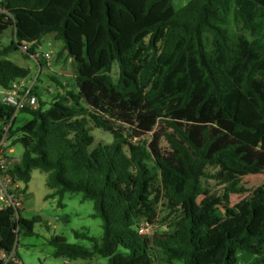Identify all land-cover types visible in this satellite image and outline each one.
Wrapping results in <instances>:
<instances>
[{
	"label": "trees",
	"instance_id": "trees-1",
	"mask_svg": "<svg viewBox=\"0 0 264 264\" xmlns=\"http://www.w3.org/2000/svg\"><path fill=\"white\" fill-rule=\"evenodd\" d=\"M231 2L233 21L254 33V12L244 0H187L178 9L173 0H0V36L9 26L13 35L0 49V87L30 74L7 55L24 43L34 55L47 33L62 41L76 66L73 88L48 74L58 85L49 104L34 85L38 107L17 111L30 115L21 126L13 127L17 112L0 100V131L10 122L11 146L23 147L11 178L25 190L32 170L44 172L46 198L58 196L60 203L65 192H81L102 220L100 239L73 231L90 248L50 238L54 257L264 264V179L253 190L241 186L245 176H264V101L253 82L260 72L264 85V40L235 83L229 72L240 52L224 16ZM92 128L111 141L89 150ZM213 186L221 208L207 209L198 198ZM231 196L242 199L241 213L230 207ZM222 210L232 226L218 236L213 224L224 220ZM40 221L0 209V253L16 254L19 235H32ZM142 221L152 234L138 233Z\"/></svg>",
	"mask_w": 264,
	"mask_h": 264
},
{
	"label": "rangeland",
	"instance_id": "rangeland-1",
	"mask_svg": "<svg viewBox=\"0 0 264 264\" xmlns=\"http://www.w3.org/2000/svg\"><path fill=\"white\" fill-rule=\"evenodd\" d=\"M187 0H173L175 9L183 6ZM245 7L249 8L254 14H249L250 22L255 26L256 30L253 33L244 21L234 22L232 19V2L229 4L228 11L224 14L227 18V27L233 36V44L240 56L233 62V69L229 72L235 83L239 84L242 70L246 63L255 58L258 52L254 50V46L264 40V0H244ZM12 30L9 26L0 36V49L9 44L12 39ZM205 44L208 50L218 59L221 60V54L218 50L211 47L208 43V38L204 36ZM18 50L12 51L7 55V58L15 63L30 69L29 78H34L38 70L36 59L31 55H27L24 46L29 47V43H24ZM36 54L39 55V60L43 63L41 72L38 75V80L35 85L40 91L41 99L49 104L54 101L58 85L50 80L48 74L57 77L61 82H64L70 88L74 87V76L76 74V66L71 58L67 56V52L63 49L61 40L54 38L53 33L45 34L38 42L35 48ZM50 54V66L44 63L42 54ZM36 58V57H35ZM256 73V72H255ZM260 73V72H259ZM111 75L115 79L117 77V65L113 63ZM259 75L253 79L256 91H258L264 101V85L260 81ZM256 84V85H255ZM2 87H0L1 90ZM255 102L253 94L250 95ZM2 94L0 92V100ZM30 118V115L25 112H17L13 127L21 126ZM91 133L94 136V144L89 147L91 150L97 142H110L111 135L96 128H92ZM10 141V140H9ZM11 147V143L9 142ZM9 147V148H10ZM13 151L9 152V157L13 161L20 159L23 151L21 144L16 143L12 145ZM264 176L248 175L241 179V186L253 190L259 187L263 182ZM46 173L38 170L31 171V179L27 183L26 193L22 202V215L27 218L33 215H39L40 222L33 226L34 233L32 235L20 234L16 245V254L18 259L23 264H106L107 258L95 255L89 260H70L63 258H56L53 256V247L48 243L52 237H62L68 243L77 244L83 247L90 248L91 242L76 238L73 234L74 230L86 231L89 235L100 239L102 235V220L100 217L92 216L93 202L89 199H82L81 192H65L60 203H58V196L47 197L51 190L45 185ZM22 184V183H21ZM212 184V183H211ZM23 185V184H22ZM25 192V190H24ZM219 189L213 186L204 195L198 198V203H206L207 209L221 208ZM242 199L231 196L230 207L239 214L242 212L240 201ZM221 217L223 219L214 220L213 228L220 236L222 229L232 223L229 221L232 216L225 214L222 210ZM209 256L208 258H212ZM175 264H181L175 262Z\"/></svg>",
	"mask_w": 264,
	"mask_h": 264
},
{
	"label": "built area",
	"instance_id": "built-area-1",
	"mask_svg": "<svg viewBox=\"0 0 264 264\" xmlns=\"http://www.w3.org/2000/svg\"><path fill=\"white\" fill-rule=\"evenodd\" d=\"M24 48H26V46H24ZM31 56L36 59L38 65L35 77L16 79L12 81L10 87L1 88L0 90L2 94L1 101L13 106L15 112L23 108L34 110L38 107L37 96L32 94L31 90L35 85L38 74L41 72V67L39 65V55L35 53ZM42 57L44 63L47 66H50V54H42ZM9 125L10 122L8 124L3 123L0 131V209L12 208L17 210L22 207L24 188L20 182L13 180L8 174V170H10L15 164V162L9 157ZM137 231L141 235H150L153 232V226L147 221H142L138 225ZM0 259L2 264H23L15 254L14 248L10 252L2 251L0 253Z\"/></svg>",
	"mask_w": 264,
	"mask_h": 264
},
{
	"label": "crops",
	"instance_id": "crops-1",
	"mask_svg": "<svg viewBox=\"0 0 264 264\" xmlns=\"http://www.w3.org/2000/svg\"><path fill=\"white\" fill-rule=\"evenodd\" d=\"M53 36H54V34H53ZM254 74H259V76H261L260 75V73L259 72H256V73H254ZM254 74H253V79H254ZM28 77H30V76H28ZM260 81H261V77H260ZM64 83V82H63ZM256 85V84H255ZM9 151L11 152V151H13V147L11 146L10 148H9ZM15 163H17L18 162V160L17 161H14ZM26 189H27V186H26ZM26 189H25V192H24V196H25V193H26ZM24 199V198H23ZM23 209H21L20 210V214L22 215V213H23ZM23 217H25L24 215H22ZM34 216V215H33ZM25 218H27V217H25ZM31 218V217H30Z\"/></svg>",
	"mask_w": 264,
	"mask_h": 264
}]
</instances>
